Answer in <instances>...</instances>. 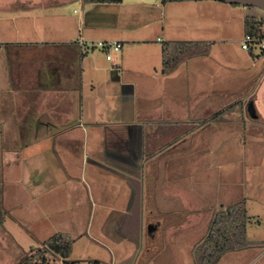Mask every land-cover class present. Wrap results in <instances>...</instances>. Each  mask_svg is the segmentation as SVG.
<instances>
[{
    "label": "crops",
    "instance_id": "crops-1",
    "mask_svg": "<svg viewBox=\"0 0 264 264\" xmlns=\"http://www.w3.org/2000/svg\"><path fill=\"white\" fill-rule=\"evenodd\" d=\"M77 1L0 0V163L3 160L6 179L16 183L1 187L4 210L9 214L12 207L34 198L44 221L55 210L48 212L41 206L62 201L70 215L62 212L61 223L71 226L83 212L87 221L95 216L100 235L117 252L112 264H127L124 242L129 243L126 238L142 206L151 226L161 223L160 232L166 238L163 248L177 247L186 236L200 243L216 212L239 203L248 208V181L252 189L264 192V177L261 182L256 176L245 177L248 162L259 158L255 164L264 167V158L258 157L261 152L246 151V120L241 137L232 131L240 127L236 118L224 116V122L213 123L212 116L198 120L197 114L192 115L197 120L184 121L193 127L187 137L188 130L172 135L162 125L155 135L150 134L153 125L167 121L157 117H162L161 108L152 118V107H145L146 103L142 107L150 94H143L136 81L148 79V86H161L183 70L180 63L171 73L161 74L165 41L207 42L208 55L189 60L208 61L215 40L207 34L217 30L210 17L225 7L210 5L209 0H122L116 4L82 0L86 5L79 11L66 12V4ZM227 6L233 12V5ZM246 16L257 17L243 14L242 35ZM79 41H118L121 49L116 58L107 60L102 51L83 48ZM165 116L168 119L169 113ZM208 120L211 123L206 126ZM143 127L147 129L142 137ZM256 131L251 144L264 145V126L257 124ZM212 136L219 143L235 142L233 148H225L221 167L211 159L216 151L210 150ZM173 138L178 145L165 150ZM195 154L210 156L204 157L203 171L186 173L187 157ZM187 174H195V179ZM261 242L250 239L242 247L236 242L239 246L233 245L225 256L235 264H246L250 258L242 260L243 256L255 252L256 246L260 249Z\"/></svg>",
    "mask_w": 264,
    "mask_h": 264
},
{
    "label": "rangeland",
    "instance_id": "rangeland-1",
    "mask_svg": "<svg viewBox=\"0 0 264 264\" xmlns=\"http://www.w3.org/2000/svg\"><path fill=\"white\" fill-rule=\"evenodd\" d=\"M209 1H211L209 2L211 3L210 5L216 3V5L225 7L224 9L218 10L216 16L210 17L212 20L216 21L217 30L207 34L212 40H215L213 41L214 46L212 47V54L210 58H208L209 60L203 62L202 60L200 62H198V60L194 62L195 60L192 59L184 60L185 62H181L183 66L180 69L183 70H181L180 74L174 75L168 80H163V85L161 86L153 84L148 86L147 83L150 84V80L148 79H146L145 83L142 82V79L140 82L136 81V84L139 86L138 89L140 90L141 88L143 94H150L149 100L142 98V107L144 103H146L145 107H152V115H149L152 116V118H155L154 116L159 114L158 112L161 108V115L163 118L160 115L157 117L160 121H167V124L159 123V125H153L149 133L155 135L159 128L161 129L162 126L166 128L167 126V133L172 135H180L188 130L186 135H184V137H187V134L191 132L190 130H192L193 127L190 126L189 122L184 121L197 120L192 117L193 114H197L198 120L210 118L212 116V120L215 121L213 123L224 122V116L227 119L236 118L241 122L239 123L240 127H233L232 131L234 135L241 137L244 125L243 120H246L249 125V129L244 132L246 151L255 152L254 154L261 152L258 157L261 156L260 158H264L262 151L264 145L261 142L251 144L253 133L256 134L258 132L256 131L257 124L258 126L260 125V127L264 126V58L261 57L264 52H255L253 55H250L240 47L243 14L247 12L248 15H256L257 20L263 22L262 29L264 32V11L254 7L242 8L243 6L233 5L232 7H234V10L231 12L228 10L229 6L227 5L232 4H225L217 1L213 2L212 0ZM66 5V12H70L72 9L79 11L86 3L79 0ZM174 15L175 13L173 16ZM236 20H239V23H236ZM200 37L205 36L202 35ZM80 46L84 48L82 44H80ZM86 49L91 50L98 48L90 46ZM98 50L100 51V49ZM118 53L119 52H113L112 56L116 58ZM142 53V51H138V55ZM158 64L159 63H157V65ZM150 89L153 90L147 93L146 91ZM137 101H139V99ZM249 102L252 103L257 119H251L248 116L246 106ZM226 108H228L227 111L225 110ZM220 111L222 112L219 115L213 117ZM166 113H169L168 119L165 116ZM200 115L202 118L199 117ZM210 123L211 121L208 120L205 122V125L207 126ZM196 128H198V126H196ZM146 129L147 128L143 127V131H139V133L145 136ZM177 140L178 139L173 138L172 143H169V147H165V150L172 146L176 148L178 145ZM211 140L212 143L209 144L211 147L210 150L214 151L216 149L211 159L215 165L217 164L218 167H221V165L224 164L222 157L225 148H228V145L233 148L235 142H230L229 144L225 142L219 143L218 138L213 136ZM183 142L184 141H179V145L182 146V144H184ZM21 144L24 143L21 142ZM185 145L186 143L184 146ZM196 156L195 154L194 157H187L188 163L186 167H183L186 173L190 170L193 172L203 171L200 169L202 168V162L205 161V158H209L210 155L199 154V156ZM143 160H146V157ZM254 160L258 162L261 161L259 158H253L252 161H249V165L247 164L245 171V177L248 175L250 177L256 176V181L261 182L264 177V167L260 165V163L255 164L256 161ZM2 162L0 163L1 187L10 183L16 184L13 183L14 179H6L4 174L5 167H3ZM180 169L182 170L181 167ZM223 170L224 169L220 171ZM187 176H189L188 178L190 179H195V174L193 176L187 174ZM203 176L204 175H199V178ZM252 188V182L248 181V184L245 185L248 208L246 204H244L248 217L246 222V234H244V236L235 237L232 240L233 245L236 247L239 246L235 244L236 242H238V244L240 243V247H242L248 245L250 239L255 241L262 240L261 243H258L259 246H262L260 249L259 247L257 248L255 244V252L243 256L242 260L250 258L246 264H256L264 261V192L257 189L259 191L258 193L257 190ZM47 197L52 199L53 196L48 194ZM1 202L3 203V201ZM39 206L37 203H34V198L30 201L26 200L20 207H12L11 212L9 210V214L4 210V206H2L3 211L6 212L0 223V264H18L21 259L25 258V262L21 264H68L69 261H73L75 264H93L94 261H97L98 264H112L114 262L117 256V252L114 250L115 247L112 246L113 243L107 237H104L103 234L100 235V225L99 223L97 226L95 225V216L93 218L90 216L87 221L83 212V215L80 217L78 216L76 221L73 222V225L69 226L68 223L60 222L64 219L65 214L70 215V209L64 205V201L57 206H41L47 211L49 209H51V212L55 210L52 213L53 216H50V219L49 217H45L47 221L41 219L40 215L43 213L41 214ZM143 210L144 208L142 206L141 215L136 213L137 225L134 226L132 234L126 238L129 243L126 244V242H124L128 251L126 257L127 264H149L153 262L160 264L236 263L232 259H229V255L225 256V252L230 250L229 248L219 255L208 254L202 244L204 240L197 243L194 241L195 239L189 236H186L184 239H179L180 242L176 245L178 248L172 245H170L172 247H168V250L163 248L166 238L161 235L159 227L161 223H154V226H151L150 223L146 221V215ZM18 211H20L21 214L18 213ZM24 211H26V214H22ZM75 211L74 209L73 213H75ZM62 212L65 214L60 217ZM150 226L155 227L152 231L153 234L149 233ZM67 229L70 231L69 233L66 232ZM59 230H66L63 231L64 234H59L64 235L71 243V251L67 258H63L56 253L53 254L51 250L45 248L43 245L45 239L56 234ZM193 244L194 248H190V245L192 246ZM40 253L45 258V262L43 263L39 257ZM242 260L239 259L238 262L240 263Z\"/></svg>",
    "mask_w": 264,
    "mask_h": 264
},
{
    "label": "trees",
    "instance_id": "trees-1",
    "mask_svg": "<svg viewBox=\"0 0 264 264\" xmlns=\"http://www.w3.org/2000/svg\"><path fill=\"white\" fill-rule=\"evenodd\" d=\"M90 3H120L122 0H87ZM186 1V0H161L162 3ZM237 5V4H232ZM263 22L257 20L254 16H246L243 21L244 34H250L256 37L262 35ZM209 52V44L207 42H188V41H172L163 42L161 45V74L167 75L171 73L178 64L193 57L206 56ZM228 108L225 110L227 111ZM224 110V111H225ZM222 111L215 114L216 117ZM1 176V175H0ZM1 178V177H0ZM1 179H0V223L2 222L5 211L1 205ZM248 220L247 211L243 203L228 207L226 210L216 212L210 225L209 232L203 241V246L208 254H221L225 250L232 249V240L235 237L244 236L246 230V222ZM244 238V237H243ZM45 248L56 253L63 258H67L71 251V243L64 235L59 233L49 236L43 241ZM41 252V251H40ZM39 257L44 261V256L40 253ZM21 259L18 264L25 262ZM44 264V263H43ZM68 264H75L69 261ZM93 264H98L94 261Z\"/></svg>",
    "mask_w": 264,
    "mask_h": 264
},
{
    "label": "built area",
    "instance_id": "built-area-1",
    "mask_svg": "<svg viewBox=\"0 0 264 264\" xmlns=\"http://www.w3.org/2000/svg\"><path fill=\"white\" fill-rule=\"evenodd\" d=\"M84 48L92 46L93 48H98L105 54L107 60L112 59V53L119 52L121 49V43L118 41H102L97 43H87L84 41H79ZM240 47L242 50L249 54H254L255 52H264V32L262 30V35L256 37L250 34H243L240 40Z\"/></svg>",
    "mask_w": 264,
    "mask_h": 264
},
{
    "label": "water",
    "instance_id": "water-1",
    "mask_svg": "<svg viewBox=\"0 0 264 264\" xmlns=\"http://www.w3.org/2000/svg\"><path fill=\"white\" fill-rule=\"evenodd\" d=\"M217 1L224 2L226 4H237L243 7H254L264 11V0H217ZM246 111L248 113L249 118L255 119L257 117L251 102H249L248 105L246 106ZM136 225L137 223L135 221V225L133 226Z\"/></svg>",
    "mask_w": 264,
    "mask_h": 264
},
{
    "label": "flooded vegetation",
    "instance_id": "flooded-vegetation-1",
    "mask_svg": "<svg viewBox=\"0 0 264 264\" xmlns=\"http://www.w3.org/2000/svg\"><path fill=\"white\" fill-rule=\"evenodd\" d=\"M137 145H138V143H137ZM119 148V146H117V149Z\"/></svg>",
    "mask_w": 264,
    "mask_h": 264
}]
</instances>
